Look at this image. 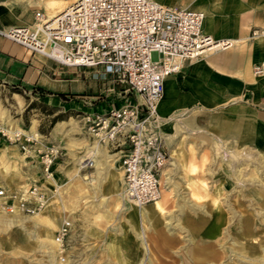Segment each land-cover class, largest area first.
<instances>
[{
  "label": "crops",
  "instance_id": "obj_1",
  "mask_svg": "<svg viewBox=\"0 0 264 264\" xmlns=\"http://www.w3.org/2000/svg\"><path fill=\"white\" fill-rule=\"evenodd\" d=\"M65 1L59 0L61 3ZM156 1L202 10L205 14L203 31L215 42H227L197 58L185 60L179 71L167 76L157 105L158 130L168 155L160 172L162 201L168 213L165 190L187 192V199L177 200L181 214L186 206L191 205V196L197 201L203 197L202 192L207 189L205 185L210 183L212 190H222L226 189L228 182L233 183L228 173V169L231 170L228 160L234 155L229 159L223 158L227 168L224 165L222 170L212 174L201 168L205 157L216 159L228 156L227 151L239 155L242 149L247 148L260 153L254 156L264 159V0ZM64 8L60 7L59 11ZM50 10L48 0H0V30L32 26L36 11L48 17ZM113 83L101 72L60 65L0 33V86L8 90L16 87L33 98L53 103L65 97L66 100L78 101L73 103L82 105L86 112H105L112 104H119L114 96H122L121 90L117 92L118 87L112 86ZM124 97L132 101L142 100L139 94L133 92ZM17 124L21 126L18 121ZM34 129L37 130L36 124ZM113 153H104L106 161H114L107 170L117 174L119 170L115 161L120 166V152ZM115 154H118L117 158H111ZM23 159L22 163L26 165L29 161L36 162L27 165L28 168L33 166L34 172L30 170L24 175L18 169L19 178L16 181L1 185L7 190L8 187L15 189L8 190L10 192L23 190L37 179L34 176L37 166L41 174L37 158L25 155ZM18 162L21 161L18 159ZM85 162L76 168L72 178H76L78 171L80 177L76 179L87 185L89 180L83 173L87 170ZM55 166L56 162L53 177H56L55 174L60 176ZM236 166L235 175L240 169ZM91 173L97 174L96 167ZM105 173L108 174L106 168ZM111 205L114 206V203ZM197 205L204 204L197 202ZM127 206L131 205L124 200L122 207ZM198 220L193 218L188 222Z\"/></svg>",
  "mask_w": 264,
  "mask_h": 264
},
{
  "label": "rangeland",
  "instance_id": "obj_2",
  "mask_svg": "<svg viewBox=\"0 0 264 264\" xmlns=\"http://www.w3.org/2000/svg\"><path fill=\"white\" fill-rule=\"evenodd\" d=\"M112 86L118 87L117 92L120 91L119 84L113 83ZM114 99L119 103L124 100L121 95L114 96ZM73 102L78 101L66 100L64 97L59 102H47L41 98H33L22 90L12 91L0 86V125L7 128L12 125L13 130L20 128L30 130L36 124L38 130L36 131L41 134L38 145L53 143L60 148L55 166L60 176L55 174V178L44 180L38 166L37 174L34 175L43 182L48 197L42 211L32 215L6 212L1 207L0 199V221L10 222V225L0 222V264H53L54 259H56L54 264H138V257L144 255V246L138 243V233L144 234L149 245H152L155 237L157 238L160 264H192L191 254L201 259V264H208L207 261L214 264H218L219 261L229 264H251L247 257L236 255L232 250L234 238L244 241V244H252L255 241L254 244L257 246L264 242L261 240L264 238V228L258 227L256 221L252 223V232L248 236L239 237L238 232L241 224L250 216L254 215L258 221L259 218L264 219V214L260 213L264 211V205L258 202L250 204L247 200L248 195L242 197L244 203L238 204L243 188L252 185L246 181L250 170L257 169L251 161L248 165L243 163L236 166L240 168L236 175L244 179L245 183L237 181L235 167H230L228 173L232 176V184L228 182L226 189L222 190H212L210 183L205 185L207 189L202 192L203 197L197 201L191 196V205L186 206L181 214L180 208L176 205L177 200L187 199V192L167 191L162 187L168 199L169 212L166 216L159 217V230L156 231L149 222H145L147 217L133 204L121 206V200L124 199L121 167L116 160L117 170L121 171L118 184L117 174L107 170L108 165L114 161H106L104 154L113 155V150H108L104 144H100L85 131L83 115L86 109ZM55 127L58 128L56 130L58 136L53 132ZM95 142H98L99 146L96 155L102 160L98 164H92L91 161L87 163V170L83 172L86 180H89L86 185L76 179L80 177L78 171L75 173L76 178H72V174L77 167L84 164L79 159ZM0 145L6 146L4 152H0L1 184L16 181L19 178L18 169L24 175L30 170L34 172V167L31 166L30 169L27 165L36 162L29 161L26 165L19 157L21 162H18L16 150L24 156L27 154L19 143L9 142L0 136ZM243 150L252 155L260 154L244 148L239 156ZM227 153L228 156L216 159L205 157L202 160V170L207 169L212 174L213 171L222 170L224 165L227 168L223 158L229 159L233 155L232 152ZM116 156L118 154L111 158H117ZM6 160L13 161L15 168L3 171L1 166ZM95 167L97 174L91 173ZM105 168L108 174L105 173ZM260 170L264 171V168ZM254 184L255 187H259L256 186L258 183ZM8 190L15 189L8 187ZM99 190L102 192L99 193ZM112 202L114 206L111 205ZM197 202L204 205L198 206ZM258 215L259 218L256 217ZM193 218L200 220L188 222ZM67 219L71 222L70 232L65 237L63 246H56L50 235L56 236L59 226ZM28 228L33 229L31 231L33 239H43L40 244L32 242L33 239L32 241L21 239V233L29 231Z\"/></svg>",
  "mask_w": 264,
  "mask_h": 264
},
{
  "label": "built area",
  "instance_id": "obj_3",
  "mask_svg": "<svg viewBox=\"0 0 264 264\" xmlns=\"http://www.w3.org/2000/svg\"><path fill=\"white\" fill-rule=\"evenodd\" d=\"M35 18L32 26L0 33L60 65L92 69L120 85L124 100L105 112H85V131L108 150L120 152L127 201L144 205L160 198V172L168 155L158 130L157 105L165 78L215 43L203 31V11L156 0H75L53 18L41 11ZM131 92L142 100H127L124 95ZM0 136L19 143L27 156L37 155L43 179L53 178L57 144L38 145L41 135L18 129L10 133L1 125ZM0 199L6 212L32 215L44 209L48 197L43 182L34 179L20 191L0 186ZM70 227L67 219L57 230L61 246Z\"/></svg>",
  "mask_w": 264,
  "mask_h": 264
},
{
  "label": "bare ground",
  "instance_id": "obj_4",
  "mask_svg": "<svg viewBox=\"0 0 264 264\" xmlns=\"http://www.w3.org/2000/svg\"><path fill=\"white\" fill-rule=\"evenodd\" d=\"M48 1H49L50 6H51V10L49 11V16L47 17V15H46V17L47 18H53L54 16H56L57 14H59L60 12H62L63 10H65L75 0H66L64 3L59 2V0H48ZM62 6H65V8L63 10L59 11V8L62 7ZM204 17H205V14H204ZM225 44H226V41L215 42V43H213L212 46L206 48L205 50L201 51L200 53H202L204 51H207V50H210V49H213V48H215L218 45L222 46V45H225ZM13 129L14 128H13L12 125L7 128V130L10 133L13 131ZM57 129L58 128H56V127L53 129V132L56 134V136H58V134L56 133V130ZM18 130H20L24 134H32L35 137H40L39 132H37L33 128V126L31 127L30 130H25V129H22V128H20ZM97 143L95 142L93 145H91L89 147V149L86 151L85 155L81 159H79L80 162H85V161H87V159H88V162L91 161L92 164H93V162L95 164H98L100 162V158L97 157V155H96V152H98V149H99V146H98ZM5 148H6L5 145H0V152L3 153L4 150H5ZM217 149L219 150V148H217ZM15 154L19 157L20 160H22V161L24 160L23 159L24 154L18 153L17 150L15 151ZM239 154H240V152H239ZM233 155H234L232 157L233 160H229L228 161L230 167H235L238 163H240V164L241 163L242 164L243 163H246L248 165L249 164V161H251L252 164H253V166H254V168H257L255 170L254 169L250 170L248 179H246V181L248 183H252V185H250L249 188H243L244 190H243V193L241 192L242 194L240 195L241 198L238 199V201H239L238 204L241 205L242 203H244L243 200H242V197L248 195L249 197L247 196L248 197L247 200L250 202V204H253V203L258 202L261 205H264V171L260 170V169L264 168V159L259 158L258 156H254V154L252 155L248 151H242V153H241L240 156L238 154H236V153H234ZM34 157L38 159V156L35 155V154H34ZM14 164L15 163H13V161H7L6 160L1 167L3 168V171H8V170H11V169H14L15 168V165ZM117 174H118L117 176L120 177L121 171H117ZM246 174H248V173H246ZM236 178L238 179L237 181H239V182L240 181H242V183H245L246 182L244 179L239 178L237 175H236ZM11 181H12V179H11ZM119 181H120V178H118V180H117V183L118 184H120ZM254 183H258L259 185H256V186H259V187H255L254 186L255 185ZM0 185H2V184L0 183ZM244 191H246V192L244 193ZM195 196L197 198L199 197L198 194H195ZM124 199L121 200L122 201V205H123ZM128 202L131 203V204H133L138 210H140L143 213V215L145 217H147V219L145 220V222H147V223L149 222L153 226V229L154 230H156V231L159 230V226H158V224H159V217L160 216L161 217H164V216L167 215V209L163 205L162 196H160V198H158L154 202H151V203H148V204H144V205H138V204H136L135 202H132V201H128ZM260 213L264 214V211H261ZM253 216H250V218H248L247 220H245V222L243 224H241V229L238 231L239 232V237H246V236H248L252 232L251 225H252V223L254 221H256L259 224L258 227L264 228V219H260L259 218V215H258V216H256L257 218H259V221H258ZM251 217H253V220H251L252 219ZM1 223H3L4 225H10V222H1ZM157 227H158V229H157ZM32 230L33 229H29V231L21 233V239L23 241H27L28 239H31V241H32V239H33V237L31 236V231ZM138 232H139V230H138ZM35 233H37V231H35ZM29 237H31V238H29ZM137 237H138V243H141L144 246L143 247L144 248V252H143L144 255L138 257V259H137L138 264H160V262H159L160 257L158 255V249H157L158 248V245H159V243H158L159 241H157V238L155 237L152 240V245H149L146 242L145 238H144V234L138 233V236ZM50 239H51V241L56 246H60L61 245L60 242H58L56 240V236L54 234H51L50 235ZM261 240L264 241V238H262ZM41 241H43V239H39L38 238V239H33L32 242L39 243L40 244ZM253 242L255 243V241H253ZM232 243L234 245L232 250L235 252L236 255L239 254V256L240 255H243L244 257H247L246 258L247 261L249 263H251V264H259L261 262L264 263V242H260L259 245H261V246H257L254 243H252V244L251 243L244 244V241H240L237 238H234L233 241H232ZM55 260L56 259L52 260L53 261L52 262L53 264H54ZM191 261H192V264H201V259H198V258L193 257L192 254H191ZM207 262H208V264H214L213 262H210V261H207ZM223 262L219 261L218 264H229V263H223ZM48 264H51V263H48Z\"/></svg>",
  "mask_w": 264,
  "mask_h": 264
},
{
  "label": "trees",
  "instance_id": "obj_5",
  "mask_svg": "<svg viewBox=\"0 0 264 264\" xmlns=\"http://www.w3.org/2000/svg\"><path fill=\"white\" fill-rule=\"evenodd\" d=\"M12 91H19L16 87L12 88ZM63 97V96H62Z\"/></svg>",
  "mask_w": 264,
  "mask_h": 264
}]
</instances>
